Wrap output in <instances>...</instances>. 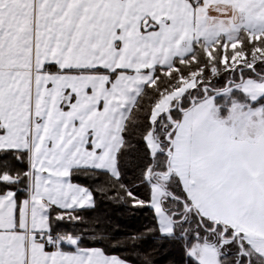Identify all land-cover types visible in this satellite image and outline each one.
<instances>
[{
    "label": "snow or ice",
    "instance_id": "1",
    "mask_svg": "<svg viewBox=\"0 0 264 264\" xmlns=\"http://www.w3.org/2000/svg\"><path fill=\"white\" fill-rule=\"evenodd\" d=\"M0 264H264V0H0Z\"/></svg>",
    "mask_w": 264,
    "mask_h": 264
},
{
    "label": "trees",
    "instance_id": "2",
    "mask_svg": "<svg viewBox=\"0 0 264 264\" xmlns=\"http://www.w3.org/2000/svg\"><path fill=\"white\" fill-rule=\"evenodd\" d=\"M142 219L143 217L141 216V214L137 213L136 217L130 218L127 222L131 226L133 224H138Z\"/></svg>",
    "mask_w": 264,
    "mask_h": 264
}]
</instances>
